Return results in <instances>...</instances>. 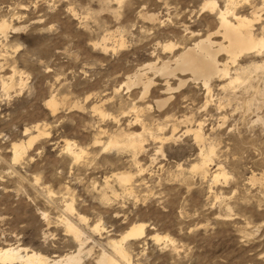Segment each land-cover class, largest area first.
Returning <instances> with one entry per match:
<instances>
[{
  "label": "rangeland",
  "instance_id": "obj_1",
  "mask_svg": "<svg viewBox=\"0 0 264 264\" xmlns=\"http://www.w3.org/2000/svg\"><path fill=\"white\" fill-rule=\"evenodd\" d=\"M204 1L0 0V21L22 28L0 39V249L50 259L73 253L78 244L65 230L67 218L83 233L81 264L111 253L108 243L135 224L144 225V235L123 243L124 264H264V49L234 64L219 54L229 76H213L208 93L189 74H177L185 83L176 92L177 80L163 93L162 79L151 73L155 86L143 99L139 86L126 89L137 69L171 60L217 30L227 0H209L213 11L202 9ZM263 4L234 0L230 7L248 18ZM257 15L253 34L261 38L264 9ZM210 40L220 43V34ZM50 98L60 103L52 114ZM173 123L175 141L144 134L136 165L129 152L104 149L109 137L140 133L142 125L167 136ZM187 124H200L201 143L182 134ZM29 137L36 140L27 147ZM65 141L84 151L79 160ZM15 143L26 146L18 162ZM210 149L201 176L191 168L201 163L200 150ZM218 167L225 178L214 180ZM122 172L132 176L123 187L113 177Z\"/></svg>",
  "mask_w": 264,
  "mask_h": 264
},
{
  "label": "bare ground",
  "instance_id": "obj_2",
  "mask_svg": "<svg viewBox=\"0 0 264 264\" xmlns=\"http://www.w3.org/2000/svg\"><path fill=\"white\" fill-rule=\"evenodd\" d=\"M233 1L234 0H227L228 4L224 8V10H219L216 14L215 18L218 22V28L215 32L208 34L202 40L198 39L199 41H195L190 47L184 48L181 52H179V54H177V56L173 57V59L171 60L167 59L166 61H162L160 62V65L149 63L144 65L142 68L137 69L135 72H133L131 77L127 78L126 89H129L130 86H139L141 88L140 99H143L148 91L155 86L152 77L149 76V74L151 73L153 75H159L160 79H162L161 83L163 84V88L161 90L163 91V93H170V91L174 89L169 84L170 79L177 80V87H175L176 92V89L181 88V86H183L185 83V80L178 78L177 74H189V76H191L193 80H199L208 93V83H210L209 81L212 80L213 76H215V78L216 76L220 77V79L227 78L229 76L228 67L226 66L227 64H218L217 56L219 54L225 53L230 62L234 64L240 55L251 52L259 53L262 49H264V33L261 38H255L253 34V23L255 21L258 22L260 17L257 14L264 9V4L261 8L258 9L252 6L254 9L251 10L249 16L250 18H247L246 16L237 14L234 8L232 9L230 7L233 4ZM215 8L216 2L209 0H205L202 5L203 10L213 11ZM148 18L151 21L155 19V17L153 16H150ZM261 28V30L264 32V26H262ZM21 29L22 28L20 27L14 28L6 21L2 20L0 21V39L6 40V36L8 37V32L12 33L18 30L20 31ZM216 34H220V43H214L210 40L211 36ZM172 48V45H166L164 47V49ZM257 67L258 66H256L255 68ZM259 67L261 68V66ZM229 80V85H232L239 81L237 77ZM169 99L170 98H164L163 100L160 99V101L155 102L154 106L159 110L164 105H166L165 103L169 101ZM59 104L60 103L53 98H50L46 101V106L50 110L51 114L55 113L58 110ZM62 105H64V103ZM92 110L95 112L99 111V114L101 116L105 115L96 106H93ZM134 121L136 122H132L138 124L137 117L136 119H134ZM186 121L187 118H184L183 120L181 119L180 123H186ZM189 121L188 124H190ZM174 123L172 124V126L170 125V134H166L167 136H162L160 133V135L162 136L161 138L151 133L149 129H146L144 125L141 124L142 126L140 125V133H128L109 137V140L106 142L104 149L114 148L115 150H119V153L120 151L121 153H124L122 151H125L126 153L129 152V154H131L132 158L134 159L133 162H131L133 164L135 163L136 165L137 160L135 161V157L136 154L142 149L144 134H148L151 139H158V142L160 141L161 144L171 142L173 140L175 141L177 137L175 138L174 135L177 130L178 124ZM200 129V124H197L195 126V129L193 130H191L188 125L187 130L185 129L182 134L193 133L194 140L199 144L203 141V135H201ZM43 134L44 133H40L38 136ZM35 138L36 137H29L26 141V146L30 147L33 141L36 140ZM95 143H99V141L96 139ZM26 146L23 143L12 144V156L14 162H18L21 159L22 155L25 153ZM65 151L73 156L72 158L75 161L79 160L84 154V151L81 148L78 149L74 144H70L67 141H65ZM212 152V149H210L209 152L205 154L202 150H200L199 155L201 158V163L199 165L193 166L191 169L199 171L201 176L206 175L208 173V170L206 169V166L208 165L207 162H212L210 159V155L212 154ZM212 176L214 180H217L219 177L225 178V174L221 171L220 167L213 171ZM113 177L115 178L117 184L122 187L127 186L132 181V176L129 173L125 172L114 174ZM64 209L67 212L73 211L72 205L70 203L66 204ZM43 217L45 218V216ZM77 217L79 221H83L82 217ZM63 224L66 232L69 233L73 237V240L77 242L76 244H78V248H76L77 250L75 252L66 254L64 256H54L53 259H50L32 250L27 251L25 248H14V246H6L0 249V264H81V261L83 259L82 256L85 254L83 252V246L85 245V242L82 240L83 233L77 227V225L70 222V220L67 218L63 219ZM97 227L98 226L94 227L95 232L98 229ZM144 229L145 227L142 224H135L128 227L118 240H111L110 243H108V246L113 253H108L105 250H101V253H99L96 257L97 259L95 261V264H124L123 262L129 263L130 259L128 257V254L124 250L123 243L129 240L140 239L142 235H144ZM153 239L156 242L162 240V238L158 237L157 235L153 236ZM87 252L89 253L90 250H88Z\"/></svg>",
  "mask_w": 264,
  "mask_h": 264
}]
</instances>
